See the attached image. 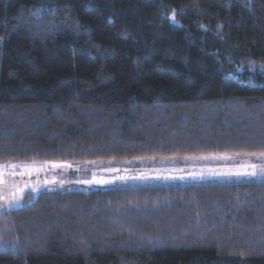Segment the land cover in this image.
I'll return each instance as SVG.
<instances>
[{"label":"trees","instance_id":"obj_1","mask_svg":"<svg viewBox=\"0 0 264 264\" xmlns=\"http://www.w3.org/2000/svg\"><path fill=\"white\" fill-rule=\"evenodd\" d=\"M261 153L264 0H0V163ZM0 264H264V182L29 192Z\"/></svg>","mask_w":264,"mask_h":264},{"label":"rangeland","instance_id":"obj_2","mask_svg":"<svg viewBox=\"0 0 264 264\" xmlns=\"http://www.w3.org/2000/svg\"><path fill=\"white\" fill-rule=\"evenodd\" d=\"M4 183L0 185L4 199L0 211L20 207L26 193L36 195L40 190L91 191L111 187L185 185L230 182H264V156L222 155L207 157L148 158L113 161H73L53 163L46 161H8ZM65 165V167H53ZM18 190H23L19 198ZM17 192L19 203L13 200Z\"/></svg>","mask_w":264,"mask_h":264},{"label":"snow or ice","instance_id":"obj_3","mask_svg":"<svg viewBox=\"0 0 264 264\" xmlns=\"http://www.w3.org/2000/svg\"><path fill=\"white\" fill-rule=\"evenodd\" d=\"M174 19V17H173ZM261 156H264V153H261ZM6 167H10V168H17V167H27L26 165H16V164H10V165H0V185H2L4 183V179H3V175L4 172L3 170ZM53 167H65V165H53ZM19 192V198L23 197V190H18ZM11 195L13 196V200L10 201V203H19V199L16 198L17 197V192H12ZM4 199V193L3 190L0 189V200Z\"/></svg>","mask_w":264,"mask_h":264}]
</instances>
